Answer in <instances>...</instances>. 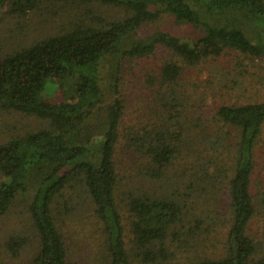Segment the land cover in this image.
Wrapping results in <instances>:
<instances>
[{"label": "trees", "instance_id": "1", "mask_svg": "<svg viewBox=\"0 0 264 264\" xmlns=\"http://www.w3.org/2000/svg\"><path fill=\"white\" fill-rule=\"evenodd\" d=\"M60 1L74 6L76 19L0 55V107L44 122L22 134L0 136V215L18 195H30L27 211L33 238L26 264H67L66 240L58 221L76 206L59 210L58 199L68 188L89 199L102 224L105 264H134L138 258L142 264H154L158 256L167 258L170 248L190 246L208 231L209 224L214 225V216L187 221L184 211L196 192L205 193L207 201L209 190L213 188L214 193L217 184L226 196L230 216L224 253L198 256L192 264H264V249L247 231L257 209L264 210V191L252 193L264 101L224 104L217 109L220 128L194 143L192 155L200 174L182 192L128 196V240L115 198L114 165L124 109L123 61L165 48L191 66L235 52L264 67V0ZM40 3L0 0V19L5 14L26 15ZM95 4L116 13L104 17ZM164 16L194 28L198 36L175 35L160 27L145 29L144 24ZM181 69L172 60L160 68L161 82L169 88L164 97L170 106L168 119L163 118L151 132L127 137V146L146 158L155 177L162 176L181 148L190 144L183 105L172 99ZM222 168L223 181L217 182ZM25 241L13 238L9 248L18 252Z\"/></svg>", "mask_w": 264, "mask_h": 264}, {"label": "rangeland", "instance_id": "2", "mask_svg": "<svg viewBox=\"0 0 264 264\" xmlns=\"http://www.w3.org/2000/svg\"><path fill=\"white\" fill-rule=\"evenodd\" d=\"M81 9L80 7H77ZM94 9L104 17L115 14L116 10L95 4ZM75 8L70 2L41 0L37 8L26 15L5 14L0 19V55L20 44H27L46 35L53 34L75 18ZM146 30L160 27L172 34L197 37L199 31L187 25L174 23L171 17L164 16L157 21L144 24ZM143 27V28H144ZM168 60L181 65L179 80L172 96L177 105H183L182 120L188 127L189 145L172 159L164 174L155 177L151 174L146 158L127 146V137L143 135L168 119L169 104L164 97L169 88L163 85L159 76L162 64ZM242 61V65L238 61ZM260 61H249L235 52L224 53L199 66L185 64L170 50L159 48L154 54L142 59H125L121 70V98L124 101L123 114L118 127L119 137L114 151V165L117 174L115 198L122 217L126 240L130 235L131 212L127 200L130 194L149 196L171 195L182 192L190 180L200 174L195 162L194 143L203 134L220 128L217 122V109L224 104L264 101V67ZM174 106V104L172 105ZM164 107V108H163ZM44 122L34 116L0 107V136L6 138L34 130ZM224 129V128H223ZM0 138V139H2ZM218 147V151L222 150ZM226 156V154H225ZM255 165L252 193L264 191V129L255 147ZM225 168L218 173L217 182L223 181ZM197 174V175H195ZM159 178L161 180H159ZM217 184L205 193L196 192L186 205V220L192 221L201 215L214 216V225L209 224L207 232H202L188 247L170 248L172 252L164 260L158 256L154 264H192L198 256L218 257L224 253L225 235L230 216L226 196ZM30 195H18L8 210L0 215V264H26L32 255V222L27 211ZM59 210L64 205H74L73 211L64 214L58 221L66 240L67 264H105L102 224L87 197L72 192L69 188L58 199ZM248 223V234L257 247L264 249V210L257 209ZM185 226V225H184ZM25 238L18 252L9 248L13 238ZM138 258L134 264H142ZM149 264V263H143ZM153 264V263H152Z\"/></svg>", "mask_w": 264, "mask_h": 264}]
</instances>
